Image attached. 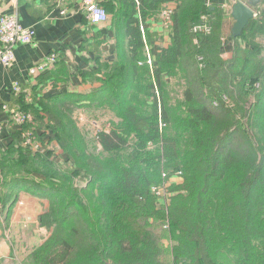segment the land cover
I'll use <instances>...</instances> for the list:
<instances>
[{
    "label": "trees",
    "instance_id": "trees-1",
    "mask_svg": "<svg viewBox=\"0 0 264 264\" xmlns=\"http://www.w3.org/2000/svg\"><path fill=\"white\" fill-rule=\"evenodd\" d=\"M98 3L111 20L107 28L86 20L94 32L81 44L82 57L93 68L70 71L50 52L54 60L36 74L37 84L0 101L9 138L0 148V205L10 209L18 200L10 194L21 190L48 200L41 222L53 227L26 264H264V10L240 36L229 32L224 56L221 26L231 6ZM168 3L169 42L158 46L159 35L147 27ZM201 16L208 34L193 31ZM58 83L66 90L43 94ZM69 104L92 109L93 120L108 117V129L86 140L62 110ZM12 111L34 124L16 126ZM44 132L72 165L24 144ZM164 182L165 205L152 191ZM167 231L171 250L161 243Z\"/></svg>",
    "mask_w": 264,
    "mask_h": 264
},
{
    "label": "crops",
    "instance_id": "crops-1",
    "mask_svg": "<svg viewBox=\"0 0 264 264\" xmlns=\"http://www.w3.org/2000/svg\"><path fill=\"white\" fill-rule=\"evenodd\" d=\"M27 1L33 2V13L38 14V17L43 14L42 17L32 16L29 11L30 8H28L29 5L25 6V2L22 0H0V14L15 13L23 25L32 27L35 30V38L31 43L18 45L15 48L14 60L11 65L4 66L0 63V101L4 103L8 102L11 97L10 86L13 82L17 81L21 85L37 84V75H30L28 70L50 52L57 53L58 58L62 63L66 64L70 71H74L77 66L93 68L82 57L81 44L84 38L92 36L94 31L87 27L89 24L83 16L80 0H64L63 4L60 3V0ZM234 1L204 0V3L207 5L219 4L221 7H225L228 3H233ZM240 1L246 2L247 0ZM62 8L65 9L63 14L60 13ZM259 9L264 10V0H258L256 7L253 8L255 12ZM229 18L231 19L232 17ZM110 20L111 16L109 14L108 21L100 24L101 27L105 26L107 28ZM103 34L104 37L109 36L107 30L103 31ZM105 49L108 52L107 58L111 59L113 57V48L108 46ZM78 83V78L73 76L70 82L71 87L78 88ZM66 88L67 86L64 84H48L43 87V94L48 96L58 91L66 90ZM0 121L5 124L8 121V115L1 107ZM2 133L0 146L6 145L9 140L5 129ZM5 210L9 211L8 207ZM6 259L3 258L2 264L6 263Z\"/></svg>",
    "mask_w": 264,
    "mask_h": 264
},
{
    "label": "rangeland",
    "instance_id": "rangeland-1",
    "mask_svg": "<svg viewBox=\"0 0 264 264\" xmlns=\"http://www.w3.org/2000/svg\"><path fill=\"white\" fill-rule=\"evenodd\" d=\"M230 6H232L231 3H228L223 9L226 10ZM157 20L159 21V18L150 21L152 23H148L149 27H146L149 28L151 32H156L155 34L157 36L159 35L158 38H160V40H158L156 44H158V46H163L166 45L167 42H169L168 40L171 28H163L162 24L157 22ZM222 21L221 44L223 47V54L225 56L232 47V41L229 39L228 34L231 31L233 19H230L229 16L225 14V17ZM238 42L244 44V40L242 39H240ZM145 43L147 45V40H145ZM146 50H148V46L146 47ZM254 51L260 54L259 49L254 48ZM28 101L30 100L28 99ZM62 110L65 111V114H68L73 119H75V121H77L76 123L79 124L86 140L93 141V136L98 131L107 130L109 127V124L107 123L108 117H103L102 114H96L99 119L93 120L94 115H92V113L90 112L92 109L81 107L75 108L73 105L69 104L63 106ZM13 121L14 124H17L16 126L28 122L34 124L32 118H29L21 124H18L15 120ZM37 131L39 132V130ZM45 134L46 133L44 132V135ZM35 135V141L31 139L25 140L24 144L32 145V149H35L36 152H42V154H46L50 159H53L59 165L64 166L67 164H73L72 161L69 160L66 154L62 151V148H59L54 140V137H52L53 135L47 134L44 137H41V139L37 138V134ZM88 144L89 150H92L93 147L91 148L90 145H93L94 143L89 142ZM4 147L5 145L0 146V148ZM179 180V177L171 178V182H176ZM79 184H82L81 181L79 182ZM167 186L168 183L164 182L162 186L152 190L156 191L157 189L160 191H157L158 195L156 193L155 195L159 197L163 205L168 203L165 199ZM15 197H18V200L10 207L9 211L5 210L7 204H5V206L3 207H0V264H2L3 258H9L10 260H12V264H26L28 262L30 263L31 260L26 261V258L30 259L29 254L31 253V251L34 248H37L51 234L53 230V227H46L41 222V216H43L42 213L48 206V200H42L23 190L19 191L18 193L12 192V194H10V199H13ZM164 208L166 207L164 206ZM162 235V245H164V247H166L168 250H171L173 241L170 238V233L168 232L166 236L165 233H162Z\"/></svg>",
    "mask_w": 264,
    "mask_h": 264
},
{
    "label": "built area",
    "instance_id": "built-area-1",
    "mask_svg": "<svg viewBox=\"0 0 264 264\" xmlns=\"http://www.w3.org/2000/svg\"><path fill=\"white\" fill-rule=\"evenodd\" d=\"M60 3H64V0H60ZM234 1V0H232ZM81 8L85 19L94 25L104 24L108 21L109 15L107 11L98 3V0H80ZM235 2V1H234ZM61 4V6H62ZM174 11V3L165 4L159 14V23L163 28L169 29L172 26V14ZM64 8L60 9V13L63 14ZM211 30V26L206 16H201L199 23L193 26V31L197 33L208 34ZM35 38V30L32 27L25 26L19 20L15 13H2L0 14V63L4 66H9L14 60L15 48L18 45L29 44ZM55 54L46 55L42 60L32 65L29 68L30 75H36L38 72L43 71L54 60ZM21 90V84L17 81L13 82L10 86L11 92H18ZM26 99L30 100L28 95ZM3 110L7 111L5 106ZM12 119L18 124L28 120L29 114H25L21 111H12ZM6 124L0 121V136L5 128ZM155 189V188H154ZM159 190L154 191L157 195Z\"/></svg>",
    "mask_w": 264,
    "mask_h": 264
},
{
    "label": "water",
    "instance_id": "water-1",
    "mask_svg": "<svg viewBox=\"0 0 264 264\" xmlns=\"http://www.w3.org/2000/svg\"><path fill=\"white\" fill-rule=\"evenodd\" d=\"M258 0H247L236 1L231 6V17L233 19V24L231 27V33L233 36H240L243 29L247 25L248 21L255 15L253 10L256 7ZM5 264H10L12 260L6 259Z\"/></svg>",
    "mask_w": 264,
    "mask_h": 264
}]
</instances>
